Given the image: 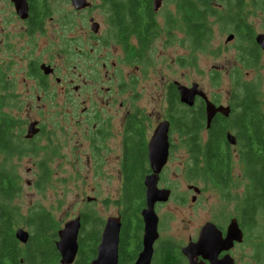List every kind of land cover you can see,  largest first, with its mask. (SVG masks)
Masks as SVG:
<instances>
[{
    "label": "flooded vegetation",
    "instance_id": "1",
    "mask_svg": "<svg viewBox=\"0 0 264 264\" xmlns=\"http://www.w3.org/2000/svg\"><path fill=\"white\" fill-rule=\"evenodd\" d=\"M158 1L157 10L153 8L154 0H151L150 4L149 17L154 23L152 24L154 29L140 35L136 32L128 34V31L123 34L121 30L119 31L120 26L116 25L113 19L114 13L105 0H100L101 20L94 14H81L91 9L90 0H0V54L8 52L14 54L20 51L28 55L34 51V47L44 44L41 54L35 61L27 59L26 55L19 57L16 54H14L18 56L16 58L8 56L5 61L0 59V91L18 100L19 106L16 110L20 114L25 100H22L14 91L16 80L12 76L13 63L27 59V78L43 90V98L52 99L56 88H59L60 94L63 95L59 110L48 112L56 115V122L48 123L49 127H43L35 118L36 120L33 121L37 122L38 132L29 139L23 136L30 146L35 144L36 138L41 137L43 139L41 151L47 154L46 159L36 161L27 171H31L32 174L35 172L38 178L49 179L53 172L50 166L51 160L58 159L65 164L64 169L60 170L66 173L67 178L102 176L115 178L119 184L117 189L119 208L116 215L101 218L97 213L90 212L91 209L90 211L80 209L73 217L60 221L46 209L33 207L30 211V220H36L41 226L46 227H33L29 231L18 227L26 230L29 235L26 243L19 241L18 243L27 246L34 233L39 231L48 233L53 240L54 254V261L52 260L53 262L49 264H61L60 251L56 247V242L59 240L58 233L73 220L78 221V229L77 251L71 264H91L97 257L98 246L110 218L117 219L119 223L117 264H143L144 258L140 262V256L146 251V246L141 211L146 207L145 180L149 176L156 177L157 189L168 190L169 196L166 201H156L154 204V211L158 218L156 225L158 235L151 244L147 264H211L210 260L199 253L201 247L197 246V242L200 230L206 223L211 222L220 231L221 237L225 238L226 228L232 218H236L238 227L242 230V241H234L229 249H222L219 252H215L216 246L212 245L215 259L220 260L229 255L233 264H245L243 259L248 255L250 264H264V241L258 243L257 239L260 237L249 235L254 233L253 229L258 221L264 219V170L263 174L258 175V169H264V163L257 161L264 158L261 156V149L258 148V145H264V139L255 141L253 149L260 156H253L252 162L248 165L240 160V148L237 145L236 135L229 132L232 129L227 130L226 136L228 133L234 136L235 143L228 142L227 147H220L221 152L226 148L230 152L231 164L226 175L221 171L198 170L200 167L204 168L202 157L198 159V162H201L199 165L194 164V161L196 162L194 149L198 148V145L192 143L189 135L183 138L177 132L180 121L176 120L181 119L182 112H187L188 108L200 106L204 116L203 124L199 127L203 128L199 136L200 146L203 148L207 138L206 132L214 119L217 122L222 121L220 116L229 120L238 119L239 115L235 116V114L241 110L239 104H243V100H234L231 89V97L227 100L228 103L223 105L198 85L208 101L215 107L229 108L227 116L216 112L207 125L206 102L203 97L195 95L191 106L180 99L179 87L190 88L196 82L183 83L172 79L163 85L161 80H156L145 86L139 84L145 81L144 76L130 74L134 70L148 75L146 65L150 62L144 58L153 41L161 35L168 37L170 41L172 38L173 43L181 37L179 43H182V46H180L187 54L178 56L175 63L186 70L196 65L198 54L215 56L221 54L224 49H228L226 45L233 43L236 66L230 79L233 84L235 82L242 84V90L238 96L247 95V87L250 90L248 93L258 102L262 116L258 126L264 132L260 81L258 77L250 81L241 80L244 75L242 69H257L264 66V48L256 41L259 34H264V27L257 30L252 25L249 19L253 14L258 13L256 10L247 9L249 4L245 3L244 10H240V0H228L227 5L216 2L218 14L232 21L225 26L216 21L213 15L207 16V19L196 24L202 32L194 27L191 19L193 14L178 12L180 2L192 0ZM166 2L171 4L173 10L163 16V24L159 26L157 17H161L162 14L159 10ZM81 3L83 5H80ZM241 14L244 17L243 21ZM167 18L170 19L169 22L166 21ZM48 22L50 28L46 25ZM137 23L141 26L145 24L144 21H137ZM102 24H105L104 32L101 29ZM149 26L151 27V23ZM215 26L222 32H228L224 43L213 47ZM48 31L54 35L50 41L47 39ZM229 35L233 37L227 40ZM199 43L203 46H199ZM52 58L55 60L52 61ZM246 75L247 73L244 76ZM136 85H138L137 90ZM36 100L40 102L41 96H36ZM160 127L166 128L167 154L164 164L155 172L151 157L153 153L157 151L160 153L162 150L156 148L155 151L151 144ZM250 127L251 125H247V128ZM176 142L185 149L190 160L191 167L185 172L183 178L186 179L187 191L192 193L190 200L193 203L206 190L205 185L225 191L223 196L227 199L232 197L230 195L234 190L242 186V192L233 196L235 213L230 218L219 224L215 220H205L193 233L184 236L163 234L160 229L161 213L157 212L159 206L170 201L178 184L175 170L172 166L170 167L174 161ZM20 157L22 156L15 155L13 158ZM1 159L2 156H0V162ZM235 161L237 168L240 169L237 177L232 167ZM66 165L69 166L66 167ZM246 166L249 168L248 173L245 172ZM5 173L20 179L18 172L11 164L6 167ZM126 179L129 180L127 183ZM27 184L30 183L27 182ZM132 189L138 190L142 200L136 203L127 202L125 193ZM86 200L92 201L94 198L88 197ZM41 215H46L47 218L41 219ZM166 221L165 226L170 227L171 225L168 224L170 221ZM245 246H248V251L241 250ZM21 255L23 256L19 257L20 264H26L28 252ZM36 257L40 258V264H46L42 262L41 256ZM42 257L47 255L44 253Z\"/></svg>",
    "mask_w": 264,
    "mask_h": 264
},
{
    "label": "rangeland",
    "instance_id": "2",
    "mask_svg": "<svg viewBox=\"0 0 264 264\" xmlns=\"http://www.w3.org/2000/svg\"><path fill=\"white\" fill-rule=\"evenodd\" d=\"M245 4L249 6L247 9L256 10L258 14H253L249 19L252 25L258 30L264 27V0H244ZM91 9L85 10L81 14H94L100 20L99 5L100 0H90ZM254 5V7H252ZM170 10H173L170 3L166 2L162 5L159 10L162 14L161 17H157L158 25H162L163 16L168 14ZM47 27L50 28L49 22L46 23ZM215 26L213 47L221 45L226 39L227 32H222ZM104 32L105 24H102L101 28ZM54 35L48 31L47 39H53ZM181 38V37H179ZM173 43L168 37L161 35L157 37L149 51L146 53L145 58L149 60V64L146 65L148 75H144L141 71L130 72V74H137L144 76L145 81L140 82V85L148 86L150 83L156 80L163 83V85L173 80H178L183 83L196 82L209 95L214 97L217 102L226 105L227 100L231 97V89L233 87V81L230 79L233 74V69L236 64L234 62V49L233 43L226 45L228 49L219 55L212 56L210 54H198L196 65L194 67L182 68L178 66L175 61L178 56L186 55L187 52L181 48L182 43ZM51 44V42L49 43ZM181 45V46H180ZM44 44H41L37 48L34 47V51L28 55L26 52H14L19 57L28 56L27 59L35 61L36 57L41 54V50ZM53 47V46H52ZM213 49L212 47H210ZM211 51V50H209ZM13 53H1L0 59L3 61L7 60L6 57H18ZM46 56V55H45ZM27 59L20 62L14 61L13 79L16 80L15 93L20 95L25 103L22 106V112L20 114L15 110H8L12 115H16L24 120L21 134L24 136L27 132L28 124L36 120H39L43 127H49L48 123L56 122V115L48 113L53 110H59V107L63 102V95L60 94V89L56 88L52 99L43 98V90L37 87L32 81L28 80L27 75ZM55 59L52 58V61ZM174 61V62H173ZM142 67V65H141ZM144 67V66H143ZM243 81H250V79H257L260 81V91L262 98H260L261 110L264 113V66L257 69H242ZM161 77H163L161 79ZM216 78V79H215ZM140 80V78H138ZM218 82L215 83L214 81ZM138 85H136V90ZM10 95V94H9ZM36 96H41L40 102L36 100ZM147 106V105H146ZM46 110V111H45ZM40 111V112H39ZM61 111V110H60ZM26 118V120H25ZM38 150V155H22L19 159L12 158L10 164L19 174V191L11 201H4L0 197V204L5 208L0 209V216L14 217L16 225L12 223V228L23 227L28 230L32 229L31 226H26L24 223L25 218L30 213L33 207H42L48 212L53 214L52 216L60 221H65L70 217H73L77 210L80 209H91L90 212L97 213L98 216L104 218L109 215H116L118 212V188L119 184L115 178H105L102 176H91L89 178H67L66 173L60 169H64L65 164L58 159L51 160L50 166L53 170L51 178L47 179L44 186L39 189L34 183L38 179L35 172L32 174L27 169L32 168L34 163L38 160L46 159L47 154L45 151H41V142L43 139L38 137L35 139ZM174 154V161L170 164L174 168L177 175V187L175 193L172 195L170 201L158 207V214L161 213V231L163 234L184 236L193 233V231L205 220H215L217 223H222L225 219L230 218L235 213V201L233 196L238 195L242 192V186L238 187L231 193V198L227 199L223 195L225 191H222L211 185H205L207 188L198 197V200L193 203L190 200L192 195L188 192L185 186L186 179L185 172L191 167L188 155L185 149L181 145H177ZM29 154V153H27ZM17 161H16V160ZM15 163V164H14ZM175 165V167H174ZM69 165H66L68 167ZM236 161L232 165L234 168V174L236 177L240 173V169L237 168ZM37 176V177H36ZM29 182L30 184H27ZM42 186V183H41ZM94 198L92 201L86 200V198ZM87 203H92L88 205ZM134 203L136 201L134 200ZM85 204V205H84ZM11 206V207H10ZM15 206L17 208V214L14 213L11 208ZM135 208V207H133ZM30 220V217H28ZM169 220L170 227H166V223ZM170 229L168 232H166ZM252 234L257 237L258 243L264 241V219L258 221V224L254 227ZM22 253L26 252L27 246L20 244ZM242 251H248V246L242 247ZM23 256V255H21ZM245 264H250L248 255L244 257Z\"/></svg>",
    "mask_w": 264,
    "mask_h": 264
},
{
    "label": "trees",
    "instance_id": "3",
    "mask_svg": "<svg viewBox=\"0 0 264 264\" xmlns=\"http://www.w3.org/2000/svg\"><path fill=\"white\" fill-rule=\"evenodd\" d=\"M110 10H112L113 19L116 25L120 26L119 31L124 34L128 31V34L131 32H136L138 34H146L151 32L154 29V24L152 22L151 17V0H105ZM181 1V0H176ZM216 2H223L224 4H228V0H192L191 2L185 1L180 2L178 4V12L179 14H193L192 22L194 27L202 32L196 24L201 22L204 19H207V16L213 15L216 21H219L221 24L227 26L228 22L232 20L226 16H222L218 14ZM244 0H240V10H244ZM232 4V3H231ZM143 11V13L141 12ZM144 14V15H138ZM244 17L241 14V20L243 21ZM169 18L166 19L169 22ZM137 21H144V26H141ZM151 23V27L149 24ZM118 31V30H117ZM120 36V33L118 37ZM199 46H203V44L199 43ZM1 79V76H0ZM242 84L240 82H235L232 87L233 98L236 101L243 100V104H239L241 110L235 114V116L239 115V118L235 120V118H225L220 116L222 121L217 122L214 119L213 124H211L209 130H207V138L204 142V147L200 146V133L202 131L200 127L203 124V111L200 106L195 108H188L187 112H182L181 119H177L176 121H180V125L177 127L178 134L183 137L191 138L192 143L198 145V148L194 149V154L196 155L195 160L198 162L199 157L203 158L204 168L200 167L198 170L206 171H221L222 173H226L228 171V167L231 164L230 152L220 150L222 146H228V141L226 138L227 130L232 129L229 132H233L236 135L237 145L240 148L239 155L241 157V161L244 163H251L252 157L258 155V152L254 151V146L256 140L264 139V132L258 126L261 123L262 116L260 114L259 104L255 101L254 97L248 93L250 90L246 87L247 95H239L241 92ZM20 102V100H19ZM238 105V104H237ZM237 105H235V109H237ZM18 100L9 94H4L0 91V156H2L0 162V197L4 201H11V199L16 196L19 191V179L15 175H7L5 173V169L10 164V160L15 157V155H35L39 156L38 150L39 148L36 145L30 146L29 142L24 139L21 134L22 126L24 124V120L16 115H12L8 110H15L18 108ZM223 123V124H222ZM247 125H251L250 128H247ZM253 142V143H252ZM264 144V143H263ZM258 145V143H257ZM261 149V156H264V145H258ZM29 153V154H27ZM258 162L264 163V158H260L257 160ZM195 165H199L198 162ZM263 168L258 169V175L263 174ZM245 172H249V168L246 166ZM45 181L47 179L38 178L34 185L41 189L44 186ZM129 180L126 179V183ZM42 183V186H41ZM264 197V196H263ZM125 198L128 203L142 200V195L138 193V190L132 189L128 190L125 193ZM11 207V206H10ZM5 208L0 204V209ZM33 209V208H32ZM11 210L17 214V208L13 206ZM244 212V211H243ZM246 213V212H244ZM30 213L24 220L28 226L35 228L46 227L41 226L40 223L35 221L28 220ZM253 216V213H252ZM47 218L46 215H41V219ZM40 220V219H38ZM12 223L16 225V220L14 217L9 216H0V264H20V259L22 250L18 246L19 243L14 237V230L12 228ZM53 240L51 236L44 232L39 231L33 234V236L29 239V244L27 245L26 252V264H40V258L36 256H41L42 262L49 264L53 262ZM46 254L47 257H42L43 254ZM38 260V261H37ZM53 260V261H52ZM37 261V262H36ZM36 262V263H35Z\"/></svg>",
    "mask_w": 264,
    "mask_h": 264
},
{
    "label": "water",
    "instance_id": "4",
    "mask_svg": "<svg viewBox=\"0 0 264 264\" xmlns=\"http://www.w3.org/2000/svg\"><path fill=\"white\" fill-rule=\"evenodd\" d=\"M80 5H83L82 3ZM159 1L154 0L153 8L157 10ZM233 35H229L227 40H230ZM256 41L264 48V34H259L256 37ZM180 99L182 102L192 105L195 95H200L204 98L206 104V116L207 125H209L211 117L216 112H221L224 115L229 114V108L224 106L215 107L208 99L201 89L198 88L197 83H193L190 88L179 87ZM37 122L32 121L27 126V132L25 138L29 139L38 132ZM155 138V141H154ZM228 142L235 143V138L230 133L226 136ZM152 148L156 151V148H160V153H153L151 157V163L155 172L164 164L166 160V128L160 127L152 141ZM160 159V160H159ZM155 177V176H154ZM145 183L147 185L146 191V207L142 209L141 215L145 226L144 245L146 246L145 252L140 256V262L147 264L150 257V247L158 233L156 230L157 215L154 211V204L156 201H166L169 196L168 190H159L156 187V177L149 176L146 178ZM118 220L110 218L106 224L105 230L102 234V238L97 250V257L92 260L91 264H117V244H118ZM78 229V221L73 220L67 223L63 230L59 234V240L56 242V247L60 251V263L71 264L74 260L77 251L76 233ZM220 231L217 227L211 223H206L200 230L199 240L197 246L201 247L199 253L210 260L211 264H233L229 255H226L220 260L215 259L214 249L212 245L216 246L215 252H219L224 249L227 250L234 241H242V230L238 227L236 218H232L226 228L225 238H222ZM28 232L22 228H17L14 231V237L21 243H26L28 240ZM211 253V254H210ZM192 264V263H190Z\"/></svg>",
    "mask_w": 264,
    "mask_h": 264
}]
</instances>
